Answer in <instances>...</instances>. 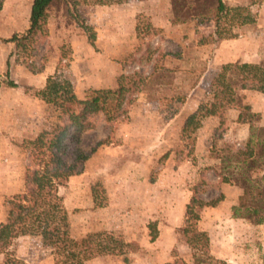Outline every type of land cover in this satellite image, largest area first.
I'll return each mask as SVG.
<instances>
[{
    "label": "rangeland",
    "instance_id": "1",
    "mask_svg": "<svg viewBox=\"0 0 264 264\" xmlns=\"http://www.w3.org/2000/svg\"><path fill=\"white\" fill-rule=\"evenodd\" d=\"M31 1L3 0L0 9V221L6 197L23 187L29 162L21 143L64 120L58 107L34 95L46 76L68 79L76 95L81 96L89 87H114L120 73L142 71L148 79L131 96L127 118L109 123L101 114L90 118L93 126L81 134L78 146L95 150L81 171L58 187L73 237L100 232L104 240L128 244L121 254L96 256L84 264H264V224L233 218L226 207L212 213L204 208L200 218L198 227L209 239V257L197 255L195 259L178 229H157L159 220L169 212L176 219L180 201L170 198L180 196L184 188L189 195L192 189L198 190L204 200L219 193L216 176L208 167L214 162L211 145L237 148L232 132L223 135L225 128L214 127L218 124L215 117L200 118L196 126L183 129L190 113L198 114V107L211 102L213 78L221 65L214 52L215 42L208 34L206 9L214 0H156L163 6L169 4L172 21H186L187 29L194 30L175 31L178 41L167 44H155L159 30L151 27L143 14H138L131 25L123 21V32L112 34L108 30H115V25L107 18L106 7L78 5L77 17L73 18L64 6L55 4L49 9L43 36L28 56V66L22 58L16 60L12 44L3 40L27 28ZM223 1L228 8L239 5L253 14L255 20L246 24L249 30L245 35L247 40H256V59L264 63V0ZM80 21L93 30L92 45ZM189 35L193 37L188 39ZM228 47L232 50L233 46ZM164 48L178 56V61L171 60L172 67L163 65L168 62ZM150 64L155 71H150ZM6 69L14 86L7 85ZM229 109L228 116L240 108L231 105ZM170 149L175 151L168 154ZM177 159L188 160L193 169L184 174L187 166L182 164L180 178L174 179ZM259 171L252 175L258 177ZM177 186L181 189L174 191ZM149 221L157 229L153 240L146 227ZM12 249L28 264H54L39 236H19Z\"/></svg>",
    "mask_w": 264,
    "mask_h": 264
},
{
    "label": "trees",
    "instance_id": "2",
    "mask_svg": "<svg viewBox=\"0 0 264 264\" xmlns=\"http://www.w3.org/2000/svg\"><path fill=\"white\" fill-rule=\"evenodd\" d=\"M127 1L32 0L27 28L23 32L11 34L3 41L12 44L16 60L22 58L29 66L26 61L37 39L44 34L48 12L53 5L64 6L68 16L75 18L78 5H115ZM2 3L3 0H0V9ZM206 11L213 20V32L217 39L234 38L239 32L234 31L233 27L240 29L255 20L245 7L238 5L228 8L223 0H214V4L208 6ZM79 23L92 45L93 30L82 21ZM240 33L245 32L242 30ZM4 76L8 79L7 69ZM147 79L142 72L120 73L115 78L114 87H89L78 96L68 79L46 76L43 86L34 95L58 107L64 120L52 130H43L33 139H25L21 143L20 149L27 152L29 163L24 169L22 189L5 199V214L0 221V264H28L17 258L12 249L14 240L25 235L39 236L42 246L50 250L54 264H84L96 256L123 252L127 242L104 240L100 232H87L79 238L73 237L69 213L58 193V187L70 175L80 172L89 153L95 150L92 147L86 151L78 146L81 134L93 126L90 118L101 114L108 123L120 117L127 118L131 96ZM7 85L15 84L8 79ZM212 86L211 102L198 107V114L190 113L183 122V129L197 124L200 118L206 116L217 117V128L224 129L227 109L231 105L240 108L237 120L245 124L247 129L244 144L234 150L222 144L221 147L211 145L209 151L215 152L214 162L208 167L218 177V182L236 185L241 189L236 203L230 206L231 217L264 224V172L259 177L252 175L256 170L264 169V125L259 124V114L242 102L241 94L244 89L264 93V63H222L215 73ZM198 193V190L192 189L184 205L183 223L177 228L195 259L197 255L209 257L207 232L197 225L200 214L205 207L215 206L223 197L219 192L216 197L204 200ZM146 227L149 239L153 240L157 236L155 223L149 221Z\"/></svg>",
    "mask_w": 264,
    "mask_h": 264
},
{
    "label": "crops",
    "instance_id": "3",
    "mask_svg": "<svg viewBox=\"0 0 264 264\" xmlns=\"http://www.w3.org/2000/svg\"><path fill=\"white\" fill-rule=\"evenodd\" d=\"M155 1L156 0H129V1H127L125 3H121V4L102 5V6L106 7V9H107L105 12L107 14V18H110L111 25H115V30H113L112 27H110V29L108 30V33L113 34V33H116V31H119V32L122 31L123 32V26L124 25L123 24L121 25V23H123V21L128 20V23L130 22V25H131V22L133 23L135 21V17L138 14H143L147 17L150 26L159 30L160 35L158 37V40L155 41V44H157L158 42L160 44H163V43L167 44L170 42V40L178 41V38H176L175 37L176 35H174L173 33L175 31H179V30H188L187 29L188 23L186 21H183V20L172 21L171 15H170L171 11H170L169 4L166 3L163 6V5L155 3ZM209 20H210L209 21L210 28L208 30V34L210 35L209 38L211 41L215 42L214 43V52L216 54V57L221 62V64L225 63V62H233V61L254 62V63L259 62L257 60L258 58L256 59V50H257L256 49V44H257L256 40H254L253 42L251 41V39L247 40L246 35H245L246 32L249 30V28H248L249 25H243L242 27H240V30L242 29L245 33H239L234 38L217 39L216 35L213 32V30H214L213 20L211 18ZM118 23H120V25H118ZM197 27H200V26H197ZM193 31L194 30H192V31L188 30L189 33H193ZM192 37L193 36L189 35L188 39H191ZM120 39H123V36ZM247 44H248V49L246 48ZM231 45L233 46L232 50H230L228 47ZM251 45H253L252 49H251ZM161 49H163V48H161ZM168 49L169 48H164V50H162V52L165 53L164 56H166V58L168 59V62L163 64V65L165 67H172L173 64H172L171 60L173 58H176V61H178V59H177L178 56L170 53V50H168ZM176 61H174V62H176ZM154 67L155 66H153V64L152 65L150 64V71ZM147 71L149 72V70H144L143 73L146 74ZM241 94L243 97L242 100L249 105L251 111L259 114V124L264 125V93L258 92L255 90L244 89V90H241ZM185 103H184V105H185ZM238 111L235 110L234 115L230 114L228 116V114H229L228 112H231V109H229V108L227 109L226 120L228 119V123H225V125H228L229 128L224 125L226 134H223V135H227V134H230L232 132V138H234V141L236 143L237 148L241 147L244 144V140H245L246 135H247V129H246L245 124H243L237 120ZM227 116H228V118H227ZM212 117H214V116H206L205 119L208 120V118L211 119ZM215 118H217V117H215ZM204 126L206 128L207 125H204ZM214 127L217 128L218 124H216V125L214 124ZM204 130H206V129H204ZM201 132H204V131L201 130ZM174 151L175 150L170 149V150H168V154H172ZM179 160L180 159L176 160L177 162H176V167L174 169L175 171L172 172V173H174L175 178L170 176L171 178H174V179L180 178V171H182V169H183L182 164L184 166H187V168L184 170V174L185 173L190 174V168L193 169L192 165H190L188 160H186V159L184 161L183 160L179 161ZM263 172H264V169L262 168V169H260L258 175L260 176ZM172 173L170 175H172ZM185 177H186V175H185ZM158 181H159V179H158ZM216 182L218 183L219 192L222 193L223 197L215 206L205 207V208H209L208 210L210 211V213L217 211L219 208H225V207L227 210H230V206L236 203L237 197L241 193V189L236 185L218 182L217 176H216ZM173 189H174V191H178L181 189V186L174 187ZM189 192L190 191H188L187 188H184L180 192V196H177L176 194H174L173 197L170 198L172 201L173 200L174 201H180V207L178 208V214H177V217L175 219V218H173V215L171 214V212H169L168 215H165V217H163V219L159 220L158 228H157L159 231H161L164 226H168L172 230H174V229H177L178 227H180L182 225L183 214H184V205L190 196ZM203 210L200 214V218H203V216H202ZM199 221H200V219H199ZM199 221H198L197 225L199 224ZM198 228H200V227H198ZM200 229H202V228H200Z\"/></svg>",
    "mask_w": 264,
    "mask_h": 264
}]
</instances>
